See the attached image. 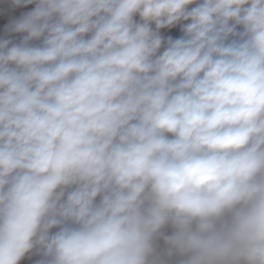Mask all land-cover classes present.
<instances>
[{
  "label": "clouds",
  "instance_id": "9594fccd",
  "mask_svg": "<svg viewBox=\"0 0 264 264\" xmlns=\"http://www.w3.org/2000/svg\"><path fill=\"white\" fill-rule=\"evenodd\" d=\"M0 264H264V0H0Z\"/></svg>",
  "mask_w": 264,
  "mask_h": 264
},
{
  "label": "rangeland",
  "instance_id": "374dc122",
  "mask_svg": "<svg viewBox=\"0 0 264 264\" xmlns=\"http://www.w3.org/2000/svg\"><path fill=\"white\" fill-rule=\"evenodd\" d=\"M29 7H31V6H29ZM26 10L27 9H16L14 14L18 16L21 11H26ZM173 34L175 35V34H178V33L174 32Z\"/></svg>",
  "mask_w": 264,
  "mask_h": 264
}]
</instances>
